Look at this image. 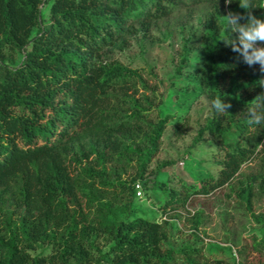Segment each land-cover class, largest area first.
Wrapping results in <instances>:
<instances>
[{
  "label": "trees",
  "instance_id": "16d2710c",
  "mask_svg": "<svg viewBox=\"0 0 264 264\" xmlns=\"http://www.w3.org/2000/svg\"><path fill=\"white\" fill-rule=\"evenodd\" d=\"M239 2L233 0L228 12L250 10L264 20V0H251L248 10ZM47 4L44 23L41 7ZM225 5L226 0H0V264H202L197 245L168 244V221L132 217L130 202L119 209L112 194L117 184L135 198L137 183L148 190L149 167L174 115L149 120L161 106L140 93L155 95L152 69L143 75L107 61L106 52L134 24L147 34L185 10L203 16V87L211 101L219 97L232 107L223 114L213 109L195 139L208 134L217 145L218 175L184 197L166 189L161 208L169 214L195 194L227 189L226 197L243 204L260 228L252 249L264 250V213L255 208L264 199V122H248L249 110L264 113V73L225 43L238 38L223 17ZM188 43L182 64L190 56ZM8 51L22 56L18 66L8 64ZM135 160L136 178L122 181ZM113 162L123 166L116 183L107 167ZM84 163L91 165L79 169ZM202 214L187 219L197 239ZM101 236L108 238L105 251L96 242Z\"/></svg>",
  "mask_w": 264,
  "mask_h": 264
},
{
  "label": "rangeland",
  "instance_id": "374dc122",
  "mask_svg": "<svg viewBox=\"0 0 264 264\" xmlns=\"http://www.w3.org/2000/svg\"><path fill=\"white\" fill-rule=\"evenodd\" d=\"M41 9L44 23H48L50 4L43 5ZM227 14L228 4L223 17ZM246 22L240 21L241 24ZM204 32L203 16L197 11L185 10L160 22L147 34L134 24L127 29L124 38L106 52L107 61H118L138 69L143 75H149L147 73L152 69L157 80H150V83L156 84L158 89L155 95L144 90L140 93L150 96L161 106L147 116L149 120L174 115L162 138L159 154L149 167L148 190H143L142 197L135 198L130 191H124L117 184L112 194L116 196L119 209L130 202L132 209L136 210L132 217L168 221L171 229L168 244L176 248L197 245L203 251L202 264H264V250L252 249L254 237H260V228L252 221L243 204L226 197L227 189L209 196L195 194L186 207L175 205L177 209L169 214L161 208L167 198L166 189H176L184 197L198 191L202 181L210 175L216 177L220 169L217 160L222 155L211 136L207 134L198 143L195 142L199 130L213 116L211 98L201 82ZM187 39L191 52L182 64L180 60ZM7 53L10 66H18L22 62V56ZM179 66L182 69L180 74L176 72ZM90 165L84 163L79 169ZM107 167L109 180L116 183L123 166L113 162ZM137 169L135 160L122 175V181L129 183L135 179ZM153 181H163L166 186L157 187ZM255 208L257 213H264L263 198L256 200ZM200 210L203 214L197 239L187 219ZM96 242L102 250H107L106 236L97 237ZM241 249L247 253L241 256L238 253ZM176 264L185 263L178 260Z\"/></svg>",
  "mask_w": 264,
  "mask_h": 264
},
{
  "label": "clouds",
  "instance_id": "9594fccd",
  "mask_svg": "<svg viewBox=\"0 0 264 264\" xmlns=\"http://www.w3.org/2000/svg\"><path fill=\"white\" fill-rule=\"evenodd\" d=\"M233 0H226V4L231 5ZM240 7L248 10L253 7L251 0H240ZM228 22V28L232 34H238V38L231 39V42H225L233 52L240 53L248 65L259 64L260 71L264 73V20L258 19L248 10L247 15L228 12L225 16ZM241 20L247 22L241 24ZM211 107L219 114L228 112L232 107L231 103L222 101L219 97L211 101ZM249 124H260L264 122V113H257L249 110Z\"/></svg>",
  "mask_w": 264,
  "mask_h": 264
},
{
  "label": "built area",
  "instance_id": "2783aa9c",
  "mask_svg": "<svg viewBox=\"0 0 264 264\" xmlns=\"http://www.w3.org/2000/svg\"><path fill=\"white\" fill-rule=\"evenodd\" d=\"M135 187H136L137 196L142 197V195H143L142 184L137 183Z\"/></svg>",
  "mask_w": 264,
  "mask_h": 264
}]
</instances>
